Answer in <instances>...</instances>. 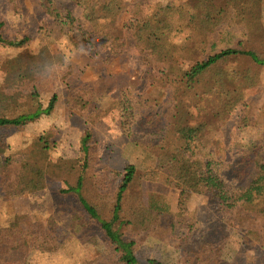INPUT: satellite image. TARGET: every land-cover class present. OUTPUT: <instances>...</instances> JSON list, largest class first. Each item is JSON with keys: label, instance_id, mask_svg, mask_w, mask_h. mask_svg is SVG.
Returning a JSON list of instances; mask_svg holds the SVG:
<instances>
[{"label": "rangeland", "instance_id": "374dc122", "mask_svg": "<svg viewBox=\"0 0 264 264\" xmlns=\"http://www.w3.org/2000/svg\"><path fill=\"white\" fill-rule=\"evenodd\" d=\"M183 1L123 0V9L117 16L94 23L83 21L81 9L76 8L81 32L89 41L87 50L80 51L73 48L60 23L44 12L39 0H15V4L0 0V34L23 42L20 46L0 44V92L19 94L10 103L21 105L17 112L33 110L38 104L45 108L51 96L58 95L49 113L25 125L0 126L3 237L13 235L18 221L28 219L36 225L50 215L55 217L61 236L57 249L45 251L40 247L39 234L30 235L29 252L23 264H116L117 258L101 238L102 233L96 228L77 231L74 213L79 206L78 195L76 192L65 194L62 190L77 186L81 178V194L96 205L103 218L110 220L125 168L130 164L136 166L137 172L124 193L125 210L134 212L137 207L135 216H138L142 206H148L152 199L168 204L178 236L174 239L144 237L133 225L122 227L125 237L136 240L135 251L141 262L156 259L159 264H189L193 255L186 252L183 246L186 242L182 239L187 237L188 242L202 235L213 237L216 225H234L227 228L223 255L230 261L264 264L263 220L258 219L247 231L234 213L224 210L208 194L192 193L181 208L179 184L158 165V143L167 135L172 90L147 79L142 55L127 24L150 14L157 4L179 5ZM261 11L264 26V0ZM240 21L233 10L229 18L208 34L207 52L213 54L252 44L264 56V39L256 38L261 44L259 41L247 43V27ZM239 41L244 43L240 46ZM40 53L52 54L55 66L41 77L33 74L26 79L27 86L22 85L19 68L27 64L31 54ZM59 54L64 56V61L56 60ZM230 67L235 73L252 68L259 75V83L243 87L244 96L223 121L210 117L211 105L205 103L206 98L198 101L203 110L194 116L202 115L210 121L205 133L208 138L205 150L211 153L217 171L228 184L242 186L251 179L256 157L264 153V65L243 57L231 60ZM33 82L39 92L34 98L30 96ZM125 96L132 105L128 123L133 129L132 136L125 134L121 124V102ZM11 111L0 106V116H12ZM87 133L91 136L85 141ZM42 136L48 141L42 140ZM85 144L89 145L87 155L82 149ZM24 159L45 169V187L11 193L17 170L11 167H18ZM191 226L194 230L188 236ZM92 235L99 242L90 240Z\"/></svg>", "mask_w": 264, "mask_h": 264}, {"label": "trees", "instance_id": "16d2710c", "mask_svg": "<svg viewBox=\"0 0 264 264\" xmlns=\"http://www.w3.org/2000/svg\"><path fill=\"white\" fill-rule=\"evenodd\" d=\"M9 1L15 4V0ZM39 1L44 12L54 17L64 28L73 48L80 51L87 50L89 41L81 32L80 18L74 9H81L83 21L88 23L112 18L123 9V0H67L68 3L65 0ZM261 2L262 0H185L179 5L157 4L150 14L136 17L127 24L133 33L135 47L142 55L147 79L153 84L170 87L172 90L166 119L167 135L158 143L157 161L181 188L178 205L185 207L192 193L211 195L224 210L234 213L239 224L247 231L251 230L258 219L264 221V153L256 157L255 167L247 184H228L217 171L211 153L205 150L208 139L205 133L210 121L202 115H194L203 110L198 101L206 98L205 103L210 102L211 105L208 112L210 117L217 122L223 121L244 96L243 87L250 88L259 83V75L252 68L247 67L235 73L230 67L231 60L243 57L264 65V56L255 45L230 47L210 54L207 52V44L208 34L229 18L233 10L239 16L240 22L247 27L246 42L259 41L261 44L256 39H264ZM220 4L222 5L219 6ZM22 43L21 40H10L0 34V44L20 46ZM243 43L239 41L238 44L241 46ZM121 46L118 44V47ZM56 60L64 61V56L59 54ZM27 61L25 66L19 68L22 71L18 73L24 86H27L26 79L33 74L41 77L55 66V58L49 53L31 54ZM33 84L30 94L32 98L39 95L35 82ZM18 96L19 94L0 92V106L12 109L10 114L14 113L12 116H0V126L25 125L42 114L49 113L58 99L57 93H54L47 107L43 108L38 104L33 110L17 112L21 105L10 103L16 101ZM124 100L121 102V124L125 134L132 136L133 129L128 124L132 105L130 98L125 96ZM193 108L198 112L194 113ZM89 136L90 133H87L85 141ZM41 139L48 141L44 136ZM148 143L155 144L152 141ZM82 149L87 155L89 145H83ZM11 168L17 169L11 184V193L37 191L45 187L46 171L36 162L24 159L18 167ZM85 168L86 163L83 171ZM136 172L134 164L125 168L110 220L103 218L96 205L81 194V178L77 186L63 189L62 193H77L79 206L74 213L77 231H94L96 228L102 233L101 238L117 258L114 263L159 264L156 259L141 262L135 251L136 240L125 237L121 231L122 227L133 225L144 237L178 238L175 218L169 212L168 204L152 199L148 206H142L138 216H135L137 207L134 212L125 210L124 193L131 186ZM56 226L55 217L50 215L46 221L36 225L28 219L16 222L13 235L8 238L3 237L0 230V264H23L30 247L28 237L36 232L39 234L42 250L57 249L61 236ZM233 226L216 225L213 237L202 235L188 242L187 237L182 239L186 242L183 245L186 252L193 255L189 264H245L230 261L223 255L228 236L227 228L231 229ZM193 230L191 226L188 236ZM95 235L90 236V240L99 242Z\"/></svg>", "mask_w": 264, "mask_h": 264}]
</instances>
